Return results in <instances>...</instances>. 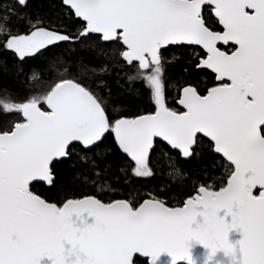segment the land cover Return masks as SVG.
<instances>
[{"label":"snow or ice","instance_id":"6c2138e0","mask_svg":"<svg viewBox=\"0 0 264 264\" xmlns=\"http://www.w3.org/2000/svg\"><path fill=\"white\" fill-rule=\"evenodd\" d=\"M190 242L264 264V0H0V264Z\"/></svg>","mask_w":264,"mask_h":264},{"label":"water","instance_id":"95a60500","mask_svg":"<svg viewBox=\"0 0 264 264\" xmlns=\"http://www.w3.org/2000/svg\"><path fill=\"white\" fill-rule=\"evenodd\" d=\"M257 190H254V194ZM241 234L238 230H232L229 233V242L233 245L237 244V241L241 239ZM190 252L193 258V264H231L230 258L226 257L223 252H217L211 260H208V250L203 248L195 242H190ZM157 264H171V258L167 254H162Z\"/></svg>","mask_w":264,"mask_h":264},{"label":"trees","instance_id":"16d2710c","mask_svg":"<svg viewBox=\"0 0 264 264\" xmlns=\"http://www.w3.org/2000/svg\"><path fill=\"white\" fill-rule=\"evenodd\" d=\"M44 2V0H35V3L39 6L41 3H43ZM203 79H207V77L206 76H203L202 77ZM170 91H173L174 92V90H172V89H170ZM167 169H165L164 170V172L163 173H161V174H158V176H157V179L155 180V181H152L150 184H148L147 185V187H149V188H156V189H159V188H161V187H165L166 185H167V183H168V181H169V177L167 176ZM223 170H221V172H222ZM215 175L217 176V177H219L220 176V173H215ZM209 182H211V181H209ZM219 183V180H217V184ZM101 187H104V185H103V183L101 182ZM182 199V198H181ZM177 203V201H171V203H170V206H174L175 204Z\"/></svg>","mask_w":264,"mask_h":264},{"label":"flooded vegetation","instance_id":"af4514ba","mask_svg":"<svg viewBox=\"0 0 264 264\" xmlns=\"http://www.w3.org/2000/svg\"><path fill=\"white\" fill-rule=\"evenodd\" d=\"M222 47H223V46H222ZM202 82H203V83H207V79H206V78H205V79L202 78Z\"/></svg>","mask_w":264,"mask_h":264}]
</instances>
